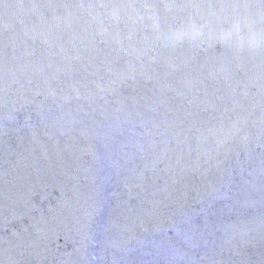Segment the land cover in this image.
Segmentation results:
<instances>
[{"label":"water","instance_id":"obj_1","mask_svg":"<svg viewBox=\"0 0 264 264\" xmlns=\"http://www.w3.org/2000/svg\"><path fill=\"white\" fill-rule=\"evenodd\" d=\"M0 264H264V0H0Z\"/></svg>","mask_w":264,"mask_h":264}]
</instances>
